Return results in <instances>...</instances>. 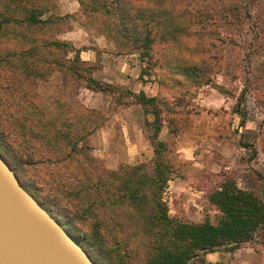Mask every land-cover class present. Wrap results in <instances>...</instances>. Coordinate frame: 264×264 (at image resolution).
I'll return each mask as SVG.
<instances>
[{
  "label": "rangeland",
  "instance_id": "obj_1",
  "mask_svg": "<svg viewBox=\"0 0 264 264\" xmlns=\"http://www.w3.org/2000/svg\"><path fill=\"white\" fill-rule=\"evenodd\" d=\"M107 1L95 2L109 12L104 17L103 12L88 13L92 4L87 0L85 6L76 0H0V84L11 82L13 98L7 97L11 107H24V99L47 107L62 105L60 113L77 133L80 122L98 125L83 137L81 150L61 161L32 160L14 147L21 168L11 169L22 187L38 201L47 195L46 210L72 236L80 237L88 232L91 220L75 219L67 202L71 196L52 200L56 195L40 180L52 171L82 178L78 171L82 166L94 177L112 180V192L117 181L104 175L108 170L143 164L142 170L152 175L155 111L156 141L163 145L161 158L169 170L167 186L160 192L168 217L215 224L221 213L210 195L223 183L250 192L264 204V0H121L109 8ZM29 9L41 13V19H53L28 26L21 19ZM124 13L130 29L118 47L100 31L110 22L120 24L118 16ZM6 16L14 20L3 22ZM52 40L78 48L83 63L75 64L83 69L77 68L85 73L84 79L57 65L46 67L44 74L36 70L45 67L37 59L45 65V61L64 65L63 56L70 55L50 46ZM13 44L19 51L35 48L27 52V60L9 57L5 47ZM89 76L94 82L87 81ZM140 90L153 97L146 102L145 113L137 102ZM133 144L136 149L130 147ZM133 153L136 156L130 158ZM109 209L112 222L118 223L112 230L120 231L117 236L127 243L113 246L101 255L106 263L98 264H145L148 243L136 224V213L115 205ZM263 237L261 231L238 245L253 247L258 255L254 264H264ZM122 251L128 256L121 257ZM190 261L208 264L201 251Z\"/></svg>",
  "mask_w": 264,
  "mask_h": 264
},
{
  "label": "trees",
  "instance_id": "obj_2",
  "mask_svg": "<svg viewBox=\"0 0 264 264\" xmlns=\"http://www.w3.org/2000/svg\"><path fill=\"white\" fill-rule=\"evenodd\" d=\"M76 1L79 6L81 4L85 6L83 0L82 3L79 0ZM87 1L92 4L91 9L87 11L88 13L103 12L104 14H101L104 17L108 15L109 12L103 10L101 6L95 5L98 0ZM120 1L109 0L106 7L109 8L113 4L117 5ZM40 14H36V12L34 13L33 10L29 9L21 20L28 26H40L51 22L53 19L51 16L41 19ZM118 18L120 24L110 22V27H107V24L101 31L100 29L98 31L106 37L112 38L116 45L120 47L123 46V41L127 39L125 31L126 28L130 29V24L126 23L128 18L124 19L125 13L123 16H118ZM8 20L14 19L6 16L3 22ZM144 40L145 38L142 37V46ZM48 44L70 55L63 56L64 65L60 61H45V65L43 60L37 59L39 64L45 66L44 68L37 67V71L39 70L44 74L46 67L57 65L76 79H84L85 73L78 71V69L83 70L79 67L83 61L78 56V48L73 47L68 41L64 40H52ZM142 46L138 45V48H143ZM5 48L8 52L7 56L22 57L27 60L29 58L27 52L35 47L29 46L27 49L19 51L16 49L18 45L13 44ZM16 51L19 52L16 53ZM76 61L79 62V66L75 64ZM35 75L39 76L36 72ZM87 81L92 83L94 79L89 76ZM9 84H11L10 81L7 84H0V156L10 168L16 170L21 168L20 154L16 152L14 147L27 152L30 156L28 157L32 160L35 158L37 161H61L71 158L72 153L81 150L83 137H86L98 127L96 124L88 127L87 123L80 122V133H77V129H70L71 122H69L67 116L63 115L64 113H60L62 105L54 104L47 107L34 100L24 99V101H21L24 107L14 109L9 103L11 100L7 99V97L13 98V95L9 93L12 88ZM86 88L101 91L99 87L86 86ZM136 97L143 112H147L145 104L153 100V97H146L141 90L138 91ZM53 110L54 113H52ZM151 113L153 126L150 140L156 151L152 175L142 170L143 164L130 167L120 166L117 170H108L104 175L117 181L114 183L116 188H113L112 192L110 191L112 180L103 181L104 177L101 175H95L94 177L82 166L78 168V171L83 174L82 178H79L76 174L66 176L52 171L45 173L48 175L45 179H39L40 183L47 188V191L56 195L52 200H62L67 198L66 195L71 196L67 202L73 207L75 219L83 217L91 220L88 232L82 233L80 237L74 236L94 264L101 261L106 263L105 259L101 258L102 254H108L113 246L118 249L119 244L124 245L127 243L123 237L117 236V234H121L120 231L116 234L112 230V225L118 224L112 222L111 213L110 215L107 214L111 212L109 208L112 205L130 208L136 213V224L138 222L141 233H143L148 243L145 264H189L198 251L202 253L213 250L232 251L240 243L251 240L253 236L256 237L259 232H263V202L250 192L239 189L230 183H223L218 190L210 195V201L216 205L221 213L215 224L208 219H204L200 223H183L168 217L160 192L167 186L169 170L164 159L161 158L163 145H161V142L156 141L159 130L157 112ZM49 115H53V117L50 118ZM59 115H61V118H59ZM40 150L45 152L43 157V153L38 156ZM45 196L47 200V195ZM46 200L40 199L37 201L46 209L49 206ZM52 211L59 215V211L55 207L52 208ZM66 222L71 224L69 220H66ZM121 253V257L128 256L125 251Z\"/></svg>",
  "mask_w": 264,
  "mask_h": 264
},
{
  "label": "water",
  "instance_id": "obj_3",
  "mask_svg": "<svg viewBox=\"0 0 264 264\" xmlns=\"http://www.w3.org/2000/svg\"><path fill=\"white\" fill-rule=\"evenodd\" d=\"M0 264H94L0 156Z\"/></svg>",
  "mask_w": 264,
  "mask_h": 264
},
{
  "label": "crops",
  "instance_id": "obj_4",
  "mask_svg": "<svg viewBox=\"0 0 264 264\" xmlns=\"http://www.w3.org/2000/svg\"><path fill=\"white\" fill-rule=\"evenodd\" d=\"M130 147L132 149L137 148L134 144ZM134 156L136 153H133L130 158ZM257 256L251 246H238L232 251L213 250L204 253V258L208 264H254L258 260Z\"/></svg>",
  "mask_w": 264,
  "mask_h": 264
}]
</instances>
